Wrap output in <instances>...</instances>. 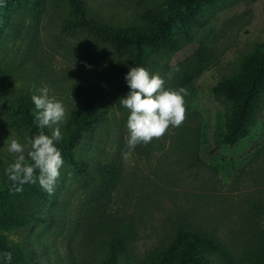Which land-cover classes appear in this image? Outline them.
Here are the masks:
<instances>
[{
  "label": "rangeland",
  "instance_id": "1",
  "mask_svg": "<svg viewBox=\"0 0 264 264\" xmlns=\"http://www.w3.org/2000/svg\"><path fill=\"white\" fill-rule=\"evenodd\" d=\"M84 1L99 20L117 27L146 26L141 14L167 2ZM69 17L68 0L0 10V185L2 168L18 155L8 151L11 139H30L29 129L14 121L12 106L20 96L38 95L36 89L47 86L66 107L62 134L82 108L85 92L78 83L97 84L91 96L107 111L105 122L76 146L84 172L64 161L50 199L28 203L33 212L56 215L57 226H15L4 234L43 264H101L107 241L115 237L128 249L119 264H151L185 228L215 236L230 250L233 264H259L264 94L247 136L230 146L223 138L231 103L215 87L264 46V0H215L203 8L180 50L146 51L147 69L161 74L165 88L187 90L186 118L134 149L126 143L130 113L119 102L129 91L127 59L84 30H65ZM214 264L225 263L215 257Z\"/></svg>",
  "mask_w": 264,
  "mask_h": 264
},
{
  "label": "trees",
  "instance_id": "2",
  "mask_svg": "<svg viewBox=\"0 0 264 264\" xmlns=\"http://www.w3.org/2000/svg\"><path fill=\"white\" fill-rule=\"evenodd\" d=\"M45 0H0V10L40 8ZM70 17L65 21L67 31L84 30L97 39L111 45L115 53L126 57L128 71L131 67L141 66L147 69L148 56L177 52L183 46L184 39L190 28L195 25L199 14L207 5L215 0H167L158 8L147 9L141 17L146 26L117 27L93 15L84 0H68ZM215 92L230 101L231 109L226 118V132L223 142L234 146L245 138L249 128L254 123L257 110L261 107L264 94V46L257 53L247 55L237 75L224 78L216 83ZM98 85L92 82H80L77 88L85 92L82 108L71 115L70 128L62 134V140L57 147L64 161L80 172H84V164L76 156V146L81 144L89 134L106 120L107 111L99 110L91 92ZM30 94L20 96L12 106L15 120L27 127L29 138L35 137L40 129L35 121V105ZM47 135L51 129L44 128ZM27 157V156H26ZM2 168L3 176L0 185V262L9 264L3 253L11 252L10 264H43L30 259L31 252L23 250L19 244L10 240L3 232L9 227L34 228L37 225L57 226L59 218L53 214L41 215L28 208L32 200L48 201L51 197L36 183H25L23 191L16 192L13 182ZM107 171V168H104ZM35 175L39 176L37 169ZM108 251L101 264H119L120 258L127 254V245L123 238L115 237L107 241ZM219 257L225 264H233V257L228 247L215 236L207 232L182 228L165 248L160 258L151 264H214V258ZM259 264H264V242L258 255ZM50 264V260L47 261Z\"/></svg>",
  "mask_w": 264,
  "mask_h": 264
},
{
  "label": "clouds",
  "instance_id": "3",
  "mask_svg": "<svg viewBox=\"0 0 264 264\" xmlns=\"http://www.w3.org/2000/svg\"><path fill=\"white\" fill-rule=\"evenodd\" d=\"M125 81L129 91L119 102L130 113L126 140L129 149L139 144L147 145L154 138H161L169 126L179 127L183 123L186 118L184 97L188 94L185 88H165L166 81L159 72L150 73L141 66L131 67ZM36 91L39 94H33L31 99L37 110L34 122L40 131L26 144L11 139L8 151L18 155L6 169V175L14 185L21 186L15 187L16 192L23 191L25 183H36L38 179L41 187L52 194L64 165L57 143L63 138L60 125L66 122L67 113L65 105L49 95L47 86ZM44 128L51 129V135L45 134ZM37 169L38 177L35 175ZM3 257L10 264L11 252L3 253Z\"/></svg>",
  "mask_w": 264,
  "mask_h": 264
}]
</instances>
